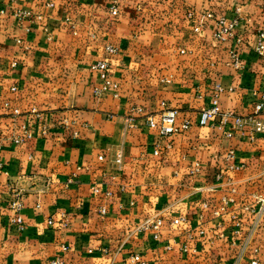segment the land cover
<instances>
[{
  "label": "crops",
  "instance_id": "1",
  "mask_svg": "<svg viewBox=\"0 0 264 264\" xmlns=\"http://www.w3.org/2000/svg\"><path fill=\"white\" fill-rule=\"evenodd\" d=\"M112 1L0 0V264H50L58 256L66 264H129L133 252L152 264H251L256 249L263 261L264 220L255 228L245 205L264 193V135L228 139L213 125L195 124L162 138L148 120L176 108L180 120L196 121L216 85L223 111L253 112L264 90V56L255 49L264 0H119L118 16ZM235 17L237 28L220 39L219 19ZM165 31L171 41L160 38ZM109 45L117 55L103 52ZM103 58L119 88L97 98L91 65ZM7 100L42 116H13ZM25 121L33 139L13 143ZM158 142L162 154L154 156ZM231 148L235 170H227ZM195 162L202 174L189 178ZM219 170L226 178L209 191ZM233 186L229 212L205 214L211 235L220 237L209 254L189 260L179 244L165 248L198 225L202 200L219 204ZM18 195L24 230L12 223ZM157 215L165 218L161 241L140 230ZM181 215L188 222L174 224Z\"/></svg>",
  "mask_w": 264,
  "mask_h": 264
},
{
  "label": "built area",
  "instance_id": "2",
  "mask_svg": "<svg viewBox=\"0 0 264 264\" xmlns=\"http://www.w3.org/2000/svg\"><path fill=\"white\" fill-rule=\"evenodd\" d=\"M111 13L113 15H118L119 8L114 5L111 7ZM28 12L21 13V17H29ZM210 16H212L210 14ZM239 24V18L235 17L230 22H227L225 18L219 19V32L218 37L224 39L225 34L232 33ZM199 28H196L198 30ZM237 43L241 44L242 40L238 39ZM256 52L260 56H264V29H259L257 33L256 40ZM107 50L110 53H115L117 48L109 45ZM236 54H233L235 57ZM17 62H15V65ZM98 70L101 72L102 76H108L109 64L107 61H100L97 64ZM13 91H16L17 88L13 87ZM223 88L220 85H216L215 93L212 98V103L210 107L204 108L198 119L193 121L192 119L185 118L180 120V113L176 108H167L165 109L160 116V119H155L154 117H149L148 123L152 128L159 130L160 136L162 138H167L175 135L184 134L189 131L195 124L207 127L210 125L215 126L225 138L233 139L240 136H246L252 142L258 140L259 137L264 135V90L260 92L258 99L254 105L253 112L248 115H241L235 112L223 111L221 108V94ZM6 108L11 111L10 114L13 116H28L32 118H41V113L36 110L35 107H32L29 111L22 112L20 108H12L10 102L6 103ZM34 134L33 130L29 125L28 121H25L20 124L19 132L14 133L11 137L12 142L16 144H21L29 142L33 139ZM236 149L231 148L227 153V170H235L238 168V165L234 163L236 158ZM154 156H161L162 154V145L157 143L155 150L153 151ZM123 157V152L121 151L118 155L117 162L121 163ZM202 164L200 162H195L192 164L187 172V177L196 178L202 174ZM226 178L225 170H219L214 177V182L208 186L209 191L217 190L219 185L224 182ZM95 193L100 194V188L94 189ZM237 189L233 186L230 189V194L223 196L219 204L211 203L207 199L202 200L201 208L202 213L200 215V222L196 227L187 226L182 237L173 238L171 241H165V248L167 250H173L175 244H179L180 251L185 255L187 259H195L199 257L203 251H206V247L214 246L216 241L220 238L218 234L211 235L210 229L206 225L205 214L210 212L212 218H221L229 212L230 206L236 201L235 194ZM108 196H112L111 192L106 193ZM254 199L253 202H249L245 205V208L250 212L254 218V227L260 226L264 220V193L255 192L252 194ZM22 208L21 198L18 197L12 203V209L14 214L12 216V223L19 226L21 230L25 229V222L20 211ZM101 215H106L107 209L102 207L100 209ZM188 222L186 216H178L173 219V223L176 225H182ZM53 223V220H50V224ZM165 224V218L162 215H157L154 217L146 218L140 225V230L145 232H151L152 237L156 241L162 240V231ZM242 223L237 221L235 224L234 235L237 236L240 234ZM68 246H63V251H68ZM209 254V251H206ZM255 253L257 255L251 262V264H261L264 260L261 261L259 257L260 250L256 249ZM129 264H152L147 262L141 254L131 253L128 260ZM50 264H66V260L62 256H58L55 259L51 260ZM207 264H213L211 262Z\"/></svg>",
  "mask_w": 264,
  "mask_h": 264
},
{
  "label": "rangeland",
  "instance_id": "3",
  "mask_svg": "<svg viewBox=\"0 0 264 264\" xmlns=\"http://www.w3.org/2000/svg\"><path fill=\"white\" fill-rule=\"evenodd\" d=\"M112 6L116 5L118 8H120V1L119 0H114L112 1ZM119 15V13H118ZM118 15H114V16H118ZM163 41L167 40V41H171L172 38H171V34L169 31H165L163 32L162 36L160 37ZM185 39V37H184ZM107 47L108 46H105V48L102 50L103 52H105L108 56H111V55H117L118 52H119V49L117 48V51L115 53H110L108 50H107ZM115 47V46H114ZM97 51H101L100 49H97ZM101 51V52H102ZM9 63H10V66L12 65L13 67H16L17 64L15 65V62H17L16 60L15 61H12L11 59H8L7 60ZM100 61H107L108 60L106 58H103V59H99L97 60L96 62H94L92 65H91V69H92V72L95 73V76H97V83H95V85L93 86V93L94 95L97 97V98H103L105 97V95H107L108 93H110L112 90L114 89H118L119 88V84L114 80L113 78V74H112V69H111V65L109 64V70H108V76H102L101 72L98 70L97 68V64L98 62ZM17 88V87H16ZM12 89V88H11ZM12 92H15L12 90ZM215 93V91H214ZM214 95V94H213ZM7 102H11L10 100H7L5 101V107H6V103ZM164 103V102H163ZM11 104V103H10ZM164 105V104H163ZM210 107V106H209ZM208 108V107H207ZM166 109V108H165ZM137 111L142 113L144 112V109L143 107L142 108H137ZM202 111V110H201ZM200 115V114H199ZM151 117V116H149ZM133 119V117H130V120Z\"/></svg>",
  "mask_w": 264,
  "mask_h": 264
}]
</instances>
